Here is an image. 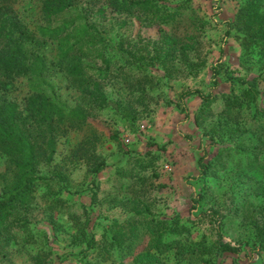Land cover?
<instances>
[{"label":"rangeland","instance_id":"obj_1","mask_svg":"<svg viewBox=\"0 0 264 264\" xmlns=\"http://www.w3.org/2000/svg\"><path fill=\"white\" fill-rule=\"evenodd\" d=\"M246 1L76 0L81 10L93 5L82 13L105 31V46H86L80 57L111 102L105 107L91 104L57 69L51 41L38 34L37 43L28 41L55 70L53 88H38L69 108L81 104L90 121L60 131L53 160L40 167L47 180L36 186L31 206L17 212L22 223L6 227L12 237L0 242V264H264V239L255 230L264 225V45L249 44L244 31L228 26ZM44 2L16 1L31 32L60 24ZM253 80L260 93L242 103ZM32 81L14 78L6 98L23 109ZM188 90L212 94L209 111L201 113L197 95L180 103ZM131 99L139 112L132 124L112 103ZM6 169L0 155V177ZM210 210L219 213L222 239ZM219 239L241 244L242 252H219Z\"/></svg>","mask_w":264,"mask_h":264},{"label":"trees","instance_id":"obj_2","mask_svg":"<svg viewBox=\"0 0 264 264\" xmlns=\"http://www.w3.org/2000/svg\"><path fill=\"white\" fill-rule=\"evenodd\" d=\"M16 1L0 0V92H2L0 94V155L6 158L7 163L6 173L0 177L2 183L0 242L4 245L8 244L12 237L11 234H7L6 227L11 222L12 225L22 223V219L16 218L17 212L27 210L31 206L36 186L39 182L47 180L41 175L40 167L53 160L57 147L56 138L60 131L84 126L90 121V116L81 104L69 108L58 101L54 93L47 92L46 88H38L42 85L53 88L49 77L55 70L49 68L44 56L36 54L27 45L28 41L33 43H37L38 39L39 41H51L57 47V56L60 61L57 69L66 71V76L70 81L77 85L76 87L83 93L88 94L91 104L98 107L111 104L101 84L92 81V78L84 72L83 67H87L88 64L82 62L80 58L86 57L84 53L86 46H105V31L90 25L87 22V14H83L91 11L93 5L89 6L90 8L86 11L78 9L76 0H45L44 12L48 11L53 14L56 19L60 20V24L40 26L38 31L31 32L15 10ZM110 1V6L118 5V0ZM261 2V0H247L239 10L237 22L234 24L228 22L230 29L238 26L241 31H244L243 39L249 44L264 45V10L261 8ZM129 9L130 6L127 5L126 10ZM62 12L64 14H61ZM165 42H167L166 39ZM155 46L158 48V45ZM157 48L156 51L159 52ZM97 51L100 49L97 48ZM221 71L219 64L212 70L214 86L218 85ZM20 76H27L34 81L31 82L33 90L23 109L5 96L11 81ZM246 85L242 103H253L256 101V95L260 93L256 80L246 82ZM191 95H197L203 101L201 110L203 114L209 111L215 99L212 94L206 95L200 90H188L179 95L180 103ZM225 100L228 104L231 103L230 105L235 103L231 102L232 98L228 96ZM112 103L118 110H121V113H117L120 119L125 122L130 121L131 124L137 119L139 112L135 108L133 99L128 102L118 100ZM110 138L120 143L118 134ZM212 139L214 141V137ZM261 140L264 143V134ZM103 166L104 163L101 162L93 168V171L98 173ZM201 170L207 172L209 167L201 162ZM93 197L95 198L96 194ZM198 207L199 198L193 200L192 212H195ZM208 214L215 226L216 234L222 239L219 213L210 210ZM255 230L257 236L264 239V225L256 226ZM88 247H93L91 242ZM219 252L238 255L242 252V245L220 240ZM37 263L42 264L40 261Z\"/></svg>","mask_w":264,"mask_h":264}]
</instances>
